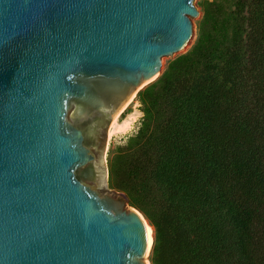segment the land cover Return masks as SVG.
<instances>
[{
  "label": "water",
  "instance_id": "95a60500",
  "mask_svg": "<svg viewBox=\"0 0 264 264\" xmlns=\"http://www.w3.org/2000/svg\"><path fill=\"white\" fill-rule=\"evenodd\" d=\"M194 1L0 0V264H151L108 131L192 39Z\"/></svg>",
  "mask_w": 264,
  "mask_h": 264
},
{
  "label": "trees",
  "instance_id": "16d2710c",
  "mask_svg": "<svg viewBox=\"0 0 264 264\" xmlns=\"http://www.w3.org/2000/svg\"><path fill=\"white\" fill-rule=\"evenodd\" d=\"M138 99L109 186L154 228L151 264H264V0L206 1L193 48Z\"/></svg>",
  "mask_w": 264,
  "mask_h": 264
},
{
  "label": "rangeland",
  "instance_id": "374dc122",
  "mask_svg": "<svg viewBox=\"0 0 264 264\" xmlns=\"http://www.w3.org/2000/svg\"><path fill=\"white\" fill-rule=\"evenodd\" d=\"M206 1H212V0H195L194 1L195 6L198 8V10L200 12V15L197 18H192V22H193V26H194V35H193L192 39L190 40V42L188 43V45L184 48V50H182L181 52H179L178 54H176L174 57L165 58L163 60V71L165 70V68L171 62H173L174 60H176L178 57L187 54L193 48V46H194V44L196 42V38H197L199 23H200V21L202 19V16H203V6H204V4H205ZM152 84H150V85H152ZM149 86H147V87H149ZM147 87H145L143 90H145ZM135 112L140 113L141 116L136 119V121L134 122L132 128L128 132H126L125 134H121V135H118L116 137H113L112 140H109V142L107 143V146H106V175H105V181H106L107 189L108 190H111V191L113 189H111L110 186H109V164H110V161H111L112 157L118 151H120V148H123V147L125 148L127 145H129L130 140L137 134V132L139 130V127L141 125V122H142V118L144 116L143 115V112H142V108H141V103H140V101L138 99V95L135 96V98H134L133 102L131 103V105L119 117V122L120 123H123L127 119V117H129L130 115H133ZM113 191H115V190H113ZM116 192H118V191H116ZM137 210H139V209H137ZM144 217L147 220V222L149 224V227H151L153 229V231H154V228L151 226L149 220L146 218L145 215H144ZM154 236H155V233H154ZM151 254H152V252H151Z\"/></svg>",
  "mask_w": 264,
  "mask_h": 264
},
{
  "label": "bare ground",
  "instance_id": "6f19581e",
  "mask_svg": "<svg viewBox=\"0 0 264 264\" xmlns=\"http://www.w3.org/2000/svg\"><path fill=\"white\" fill-rule=\"evenodd\" d=\"M136 95H137V92H135L129 98V100L124 104V106L121 108L118 115L116 116L115 120L113 121V123H112V125L108 131V139H107L108 142H109V140H112L113 137H116L118 135L125 134L126 132H128L132 128L136 119L141 116L140 113L135 112L133 115H130L129 117H127V119L123 123L119 122V117L131 105V103L133 102ZM147 229H148V233H149V237H150L149 249L151 250L152 246L154 244L153 243L154 242V231L151 227H149V225H147Z\"/></svg>",
  "mask_w": 264,
  "mask_h": 264
}]
</instances>
